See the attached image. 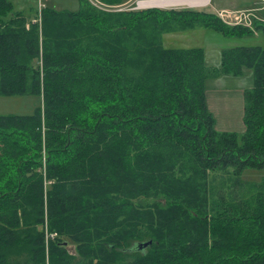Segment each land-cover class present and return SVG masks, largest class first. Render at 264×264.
<instances>
[{"label": "trees", "instance_id": "trees-1", "mask_svg": "<svg viewBox=\"0 0 264 264\" xmlns=\"http://www.w3.org/2000/svg\"><path fill=\"white\" fill-rule=\"evenodd\" d=\"M101 1L127 6L29 20L0 0V95L37 100L0 114V264H264V181L241 180L264 170V45L225 48L210 68L204 48L161 40L198 23L264 36V21ZM245 68L238 137L215 128L206 81ZM227 168L242 194L214 199L209 175Z\"/></svg>", "mask_w": 264, "mask_h": 264}, {"label": "rangeland", "instance_id": "rangeland-1", "mask_svg": "<svg viewBox=\"0 0 264 264\" xmlns=\"http://www.w3.org/2000/svg\"><path fill=\"white\" fill-rule=\"evenodd\" d=\"M15 11L23 13L28 19H33L40 14L43 6H50L57 10H78L81 0H12ZM92 5L99 8L111 10L113 7L125 8L127 5L111 6L102 3L101 0H88ZM136 1L132 3L135 8ZM128 4V3H127ZM158 4V3H157ZM161 3L158 5H164ZM131 5V4H129ZM254 5V0H212L208 9L218 11L220 8L229 10H239V8H249ZM264 3H260L262 8ZM159 7V6H154ZM177 6H164L163 8H172ZM180 7V6H179ZM230 7V8H229ZM259 16L264 17V8L258 9ZM221 18V17H220ZM231 19V17H226ZM232 20V19H231ZM231 25H234L230 23ZM161 40L165 47H202L205 50L207 65L219 67L221 64V52L225 48L235 46H263L264 36L262 32L257 31L251 34H245L241 37L225 36L213 28L206 27L200 23L195 24L193 28H181L173 25L168 31L162 34ZM206 81L207 102L210 111L215 118V128L221 132H233L242 137L245 131L244 123V91L253 85V71L251 68L244 69V75L235 76L231 74H222L213 77L214 72ZM37 100L33 96H2L0 95V114L18 113L28 114L34 109ZM241 180L245 182L264 181V170L245 169L241 175ZM240 175L233 168L221 169L211 172L209 175V187L212 198H235L242 194L244 187L239 188ZM247 186V185H246ZM247 189V188H246ZM253 190V189H252ZM71 253H75V246L69 245Z\"/></svg>", "mask_w": 264, "mask_h": 264}, {"label": "built area", "instance_id": "built-area-1", "mask_svg": "<svg viewBox=\"0 0 264 264\" xmlns=\"http://www.w3.org/2000/svg\"><path fill=\"white\" fill-rule=\"evenodd\" d=\"M142 1H147V0H136L135 4H137L135 6V8H151V7H154V6H148V5H145V4H141L140 2ZM264 1V0H262ZM211 4V0H209L208 2H206L205 4H200V5H193V4H189V3H186V4H180V5H175L177 7H202V6H207ZM134 8V7H133ZM218 13L220 14V17L221 19L230 24H244V25H247V26H252L253 24V21L255 19V15L253 13V10L252 9H239V10H229V9H220L218 11ZM226 17H231V19L229 18H226Z\"/></svg>", "mask_w": 264, "mask_h": 264}, {"label": "bare ground", "instance_id": "bare-ground-1", "mask_svg": "<svg viewBox=\"0 0 264 264\" xmlns=\"http://www.w3.org/2000/svg\"><path fill=\"white\" fill-rule=\"evenodd\" d=\"M209 0H147V1H142L140 2L141 4H145L148 6H159V7H164V6H175V5H180V4H193V5H200V4H205ZM161 3H166L164 5H158Z\"/></svg>", "mask_w": 264, "mask_h": 264}, {"label": "crops", "instance_id": "crops-1", "mask_svg": "<svg viewBox=\"0 0 264 264\" xmlns=\"http://www.w3.org/2000/svg\"><path fill=\"white\" fill-rule=\"evenodd\" d=\"M134 1H136V0H130L129 2H128V5L129 4H132ZM13 2V1H12ZM211 2H212V0H211ZM260 3H264V1H262V0H254V5H252L251 7H249V8H244V7H241V8H239L238 7V9H252L253 10V13H254V15H255V18L258 20H263L264 21V17H261V16H259L258 15V13H257V10L258 9H263L264 8V6L262 7V8H260L259 7V4ZM224 8V7H223ZM223 8H220V9H223ZM230 8V7H229ZM30 20V19H29ZM223 73H214L213 74V77H216V76H220V75H222ZM212 75V74H211ZM240 76H242V75H240ZM210 77V76H209Z\"/></svg>", "mask_w": 264, "mask_h": 264}, {"label": "water", "instance_id": "water-1", "mask_svg": "<svg viewBox=\"0 0 264 264\" xmlns=\"http://www.w3.org/2000/svg\"><path fill=\"white\" fill-rule=\"evenodd\" d=\"M151 240H149V241H145V242H142V243H140L139 245H140V247H142V246H144V247H146V246H148L149 244H151Z\"/></svg>", "mask_w": 264, "mask_h": 264}]
</instances>
